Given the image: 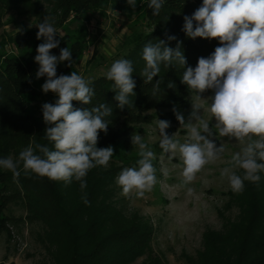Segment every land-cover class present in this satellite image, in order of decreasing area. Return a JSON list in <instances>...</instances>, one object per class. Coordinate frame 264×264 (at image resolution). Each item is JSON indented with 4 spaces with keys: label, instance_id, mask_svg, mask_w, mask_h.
I'll return each mask as SVG.
<instances>
[{
    "label": "trees",
    "instance_id": "obj_1",
    "mask_svg": "<svg viewBox=\"0 0 264 264\" xmlns=\"http://www.w3.org/2000/svg\"><path fill=\"white\" fill-rule=\"evenodd\" d=\"M147 2L144 7L147 30L133 36L121 57L131 60L135 69L133 79L136 86L134 95L129 97L132 106L117 107L113 82L104 74L92 79L95 95L90 105L72 102L75 108L107 103L113 109V115L106 118L110 122L108 131L106 134L100 132L97 148L112 146L114 155L107 167L93 168L86 177L85 192L90 204L83 202L84 193L75 180L65 185L63 181H52L35 174L26 177L22 171L19 178L14 179L11 171L0 168V232L7 230V225L16 219L37 227L35 238L46 254L40 264H132L142 256L140 264H163L159 256L151 255L150 226L139 215L127 212L120 205L115 181L128 164L124 161L137 148L132 145L131 136L140 134L141 125L154 118L176 120L173 108L185 109L191 93L181 83L184 69L179 66L167 68L161 64L159 75L145 84L140 76L144 67L142 49L149 40L153 43L165 40L172 48L180 41L186 67L195 68L198 58L210 56L219 41L191 39L182 31L183 17L192 15L203 0H165L158 16L152 15ZM108 5L115 10L131 9L126 0H0V27L7 23L16 25L15 15L28 20L33 18L36 23L42 22L47 15L59 29L69 18L82 20L88 14L102 12ZM16 27L13 35L0 38V158L11 154L19 157V153L33 141L52 147L43 136L46 127L43 117L36 115L32 105L36 92L31 82L39 68L34 57L37 46L44 41L36 38L37 27ZM166 34L177 39L167 41ZM83 37L81 31L72 37L57 34L55 38L60 44L52 49V54L58 56L61 48L68 47L74 64L85 47ZM9 43L21 51L19 56L2 52L1 49ZM71 67L67 61L59 64L57 76L65 74ZM158 80L162 81L161 90L152 96L153 84ZM169 82L175 87L169 88ZM259 186L251 193L250 201L242 211L236 241L232 242V237L227 241L226 237L205 235L204 251L196 264H264V177H261ZM11 203L19 204L24 215L7 214Z\"/></svg>",
    "mask_w": 264,
    "mask_h": 264
},
{
    "label": "clouds",
    "instance_id": "obj_2",
    "mask_svg": "<svg viewBox=\"0 0 264 264\" xmlns=\"http://www.w3.org/2000/svg\"><path fill=\"white\" fill-rule=\"evenodd\" d=\"M135 9L137 0H126ZM165 0H148L147 7L152 15L158 16ZM182 31L191 39H216L219 46L207 58H198L195 68L187 66L182 50V42L175 48L169 47L165 40L153 43L149 40L142 49L144 67L140 76L145 84L151 83L160 73V66L182 67L181 83L185 84L195 103L187 122L182 113L173 108L177 121L187 132L184 141L177 139V132L171 136L166 129L170 121L157 119L159 148L171 161L179 157L183 185L192 184L197 174L206 165L221 161L226 151L221 141L218 147L213 137L235 138L239 150L232 153L229 166L220 171L232 192L244 191L245 181L258 185L264 173V0H203L202 5L192 15L183 17ZM37 39L43 43L37 46L35 62L39 65L36 78L46 77L42 92L54 93V103L45 102L41 106L44 138L52 145L30 142L20 153L18 159L11 156L0 158V168L11 171L18 179L21 171L27 177L35 174L52 181H63L65 185L73 180L79 182L84 195L83 202L88 205L86 177L96 167H107L114 155L112 146L97 148L100 132L108 131L112 107L101 103L87 108H75L73 101L90 105L95 95L91 78H85L76 71L69 75L57 76V66L65 61L73 65V54L68 47L61 48L60 54H52L59 47L56 39L57 29L45 16L36 24ZM167 41L176 40L167 35ZM133 62L121 58L115 60L104 76L112 81V91L117 107H130L133 101L136 81L133 79ZM158 80L152 87V96L160 92ZM169 88H174L172 82ZM211 90L213 95L202 98ZM203 101L204 103H200ZM203 112L208 113L205 118ZM215 121L211 124V121ZM132 145L138 148V159L134 166L125 167L116 177V184L125 197L135 195L145 197L157 184V169L153 161L155 151L149 147L140 134L131 136ZM167 175V170H163ZM191 193L192 189L188 188Z\"/></svg>",
    "mask_w": 264,
    "mask_h": 264
},
{
    "label": "rangeland",
    "instance_id": "obj_3",
    "mask_svg": "<svg viewBox=\"0 0 264 264\" xmlns=\"http://www.w3.org/2000/svg\"><path fill=\"white\" fill-rule=\"evenodd\" d=\"M146 0H138L135 9L128 11L115 10L109 5L102 12H94L86 15L82 20L69 18L61 28L57 29L59 35L73 36L81 31L84 34L85 47L82 55L64 75L76 71L85 78H95L102 75L110 68L111 64L122 57L135 34H142L147 30V19L144 12ZM16 25L36 27V22L27 17L14 16ZM14 23H7L0 27V38L4 35H13L17 27ZM3 53L19 56L21 51L14 44H6ZM41 77L31 82L36 95L32 105L36 115L42 116L41 106L45 102L54 103L57 96L54 93H43L41 86L45 82ZM213 95L211 90L202 94V98ZM194 94L189 96L188 106L179 111L185 117L192 110L195 103ZM200 103H204L200 101ZM205 118L208 113L203 112ZM154 118L151 122L141 125V133L146 143L157 154L153 161L157 169V184L151 192L143 198L135 195L125 197L121 194L122 189L116 186V195L127 212H134L145 221L151 229L149 248L151 255H157L163 264H196L199 255L204 251L205 235L213 238L226 237L232 242L236 241L239 226L243 218L242 211L250 201L251 193L259 188V184L245 181L244 191L234 193L229 188L226 179H222L220 171L228 167L231 154L239 150L235 138L213 137L219 147L221 141L225 143L226 151L221 161L210 163L197 174L196 180L190 185H183L180 176V168L174 165L180 164L179 157L171 161L168 156L162 154L159 148V133ZM161 120V119H160ZM215 121H211L214 124ZM169 136L177 132V139L181 142L187 135L184 128L176 120L170 121V127L166 129ZM14 160L18 156L10 155ZM136 148L128 159L127 166L135 165L138 159ZM124 167V168H125ZM167 170V175L164 171ZM264 177V173H260ZM116 182V181H115ZM188 188L192 192H188ZM7 214L23 216V208L16 203L9 204ZM7 230L0 232V264H40L45 260L46 254L41 245L36 241L37 227L20 219L14 220L13 224L7 225ZM10 236V237H8ZM144 256L137 258L132 264H140Z\"/></svg>",
    "mask_w": 264,
    "mask_h": 264
}]
</instances>
